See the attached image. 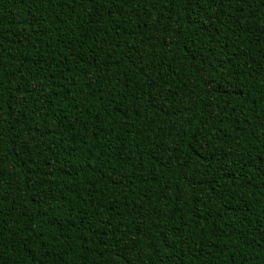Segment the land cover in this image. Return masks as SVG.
I'll return each instance as SVG.
<instances>
[{"label":"trees","instance_id":"obj_1","mask_svg":"<svg viewBox=\"0 0 264 264\" xmlns=\"http://www.w3.org/2000/svg\"><path fill=\"white\" fill-rule=\"evenodd\" d=\"M0 264H264V0H0Z\"/></svg>","mask_w":264,"mask_h":264}]
</instances>
